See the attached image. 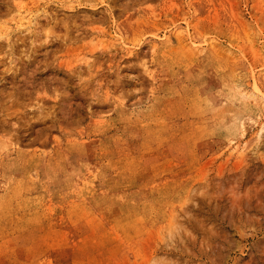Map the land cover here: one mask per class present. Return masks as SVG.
<instances>
[{
	"label": "rangeland",
	"instance_id": "1",
	"mask_svg": "<svg viewBox=\"0 0 264 264\" xmlns=\"http://www.w3.org/2000/svg\"><path fill=\"white\" fill-rule=\"evenodd\" d=\"M263 102L264 0H0V264H264Z\"/></svg>",
	"mask_w": 264,
	"mask_h": 264
},
{
	"label": "bare ground",
	"instance_id": "2",
	"mask_svg": "<svg viewBox=\"0 0 264 264\" xmlns=\"http://www.w3.org/2000/svg\"><path fill=\"white\" fill-rule=\"evenodd\" d=\"M26 22H28V21H26ZM30 22V21H29ZM24 23V22H23ZM29 24H31V22L29 23ZM28 24V25H29ZM36 25V24H35ZM235 94V93H234ZM236 94H238L237 96H238V98H241L240 96H242V94L241 93H239L238 91H237V89H236ZM236 96V95H235ZM264 103V102H263ZM138 220V219H137Z\"/></svg>",
	"mask_w": 264,
	"mask_h": 264
}]
</instances>
